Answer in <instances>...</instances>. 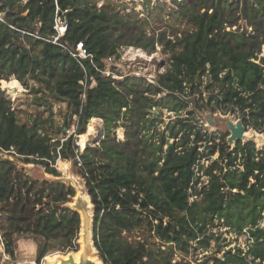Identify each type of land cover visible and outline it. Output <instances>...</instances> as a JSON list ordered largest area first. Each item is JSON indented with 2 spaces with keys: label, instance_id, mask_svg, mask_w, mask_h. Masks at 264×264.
Returning <instances> with one entry per match:
<instances>
[{
  "label": "trees",
  "instance_id": "16d2710c",
  "mask_svg": "<svg viewBox=\"0 0 264 264\" xmlns=\"http://www.w3.org/2000/svg\"><path fill=\"white\" fill-rule=\"evenodd\" d=\"M1 1L10 12L7 24L0 23V82L8 77L25 82L47 78L48 86L72 103V114L78 118L76 135L85 134L93 119H101L106 132L105 140L87 146L83 154L75 140L62 144L44 140L42 126L20 125L0 84V243L6 254L15 259L17 236L44 241L39 263L53 251L79 252L81 217L67 207L76 190L61 182L34 179L17 161L42 166L54 177L61 176L53 167L59 159L73 162L94 205V243L104 264H190L173 263L174 248L188 256L191 242L200 236L201 247H209L215 235H207V226L215 217L225 218L239 231L257 225L264 207V149L238 142L230 151L228 134L220 143L206 137L197 117L234 113L237 108L244 125L264 135V0H189V5L175 1L176 15L192 29L176 34L174 40L163 35L158 40L170 54V67L158 76V86L132 78L114 85L97 71L108 57L120 58L123 46L150 52L156 48L155 39L146 40L143 31L134 33L130 15L121 14L113 1L102 6L96 0ZM59 18L68 25L60 44L71 47L83 42L92 55L83 60L85 69L52 43ZM242 20L253 29L250 34L228 30ZM131 30L126 39L125 32ZM80 82H87L86 90ZM12 83L20 88L18 82ZM188 91L199 98L194 99V110L186 98ZM205 93H209L206 102ZM157 108L177 114L187 111L189 117L156 133L153 129L161 117L151 111ZM124 118L148 132L150 142L157 141L148 140L142 147L133 144L138 149L134 155L124 148L126 141L120 148L111 145L112 130ZM206 145L205 156L218 153L220 162L207 171L209 188L198 189L200 179L194 181L193 167L202 156L199 149ZM192 188L202 200L190 204ZM250 232L256 241L252 255L264 258V229ZM125 233L137 234L136 241L125 240ZM167 245L170 251H163L161 246ZM211 261L246 263L231 254L225 260L213 256L204 264Z\"/></svg>",
  "mask_w": 264,
  "mask_h": 264
},
{
  "label": "rangeland",
  "instance_id": "374dc122",
  "mask_svg": "<svg viewBox=\"0 0 264 264\" xmlns=\"http://www.w3.org/2000/svg\"><path fill=\"white\" fill-rule=\"evenodd\" d=\"M107 1H113L117 6V10L121 12L123 15H130L132 21L131 24L134 25V33H138L143 31V37L152 41L155 39L157 41V45L160 46V51L158 52L161 57H163L167 62H170V54L169 52H165L164 47L158 41L163 35L165 40L175 39L176 34H183V32L190 31L191 25L189 22L176 15L178 11L177 2H184V4L189 5V0H96L99 6L104 5ZM233 15V14H232ZM229 31H235L238 35H241L244 30L248 31L250 34L252 32L251 26L247 25L246 21H240L238 25L233 28H229ZM133 30L126 31V39L130 38ZM132 47V46H127ZM126 46L121 47V49L127 48ZM140 48L141 47H135ZM124 53V52H123ZM264 54V46L263 52ZM263 56V55H262ZM168 69V66L165 67V70ZM13 81L18 82L20 88L12 83ZM142 83V82H141ZM1 91L5 94L7 100L11 101L12 110H15L17 113V118L20 125H26L30 128L36 127L37 125L42 126L43 129L41 131L42 139L47 140L49 142L56 143L60 141V143H64L68 139L78 140L77 144L83 146L85 144H89L91 146L99 145L101 141L106 139V132L104 122L101 119H93L89 123L87 128V132L84 135L78 136L75 134L77 131L78 118L77 116H73V106L72 103L58 96L54 90H52L48 86V79L42 78V82L34 80L32 78L27 79V81H21L16 77H8L0 82ZM143 84V83H142ZM145 85V84H143ZM13 89H16L14 91ZM189 93V91H188ZM187 100L190 101L191 110H194L195 101L198 95L194 96L192 94H188ZM205 101H207L209 97V93H205L203 95ZM155 112L157 116L161 117L160 124L158 123L153 131L156 133H160L163 130L166 122L170 118V114L167 110L161 111V109L152 110ZM162 113V114H161ZM196 113H199L196 111ZM209 115V113H208ZM215 118L220 117H228L229 113L215 114ZM223 119V118H222ZM163 122V123H161ZM43 123V124H42ZM123 123H126L128 126H124ZM200 124V123H199ZM128 128V129H127ZM216 128L218 129V137L221 139L223 135L228 134L227 129L225 128V124H217ZM140 131V132H139ZM127 132L129 134L127 135ZM250 135L259 134L264 138L263 134L258 133L257 131L250 129L247 131ZM246 133V134H247ZM152 134V133H150ZM230 135V134H228ZM247 136V135H246ZM77 138V139H76ZM249 138V139H248ZM52 139V140H50ZM148 132L145 130H140L137 125H135L134 121H126L125 118L122 119L120 123L116 125L112 130L111 134V145L121 147V143L126 141L127 145L124 148L127 149V152L131 155L136 154L138 151L137 148L134 149L133 144H137V147L144 146L148 140ZM250 136H247L243 141V144L248 142L255 143L258 149H264V142L258 144L255 140ZM157 140H152L151 143H155ZM182 141H180L181 143ZM228 149L234 150L236 145H230L228 143ZM166 149V148H165ZM177 152L180 151V148H177ZM208 151V150H206ZM209 152V151H208ZM145 152H143L144 154ZM142 154V153H141ZM214 162L219 161V154L215 153L213 155ZM14 160V159H13ZM16 160V159H15ZM17 164L20 168H24L25 172L32 178L37 179L39 181H49V182H61L68 186L73 187L76 190V197L73 199L71 203L68 204L72 209H79L85 204L89 205L90 197L88 195V191L86 188V184L84 179L77 173V168L74 166L72 161H62L58 160L53 167L57 169V171L61 174L60 177H54L49 175L46 172V168L42 166H36L33 164L25 165L20 161H17ZM63 165H66L65 169ZM235 192V191H234ZM92 218L95 212L93 206H90ZM80 210V209H79ZM78 211V210H77ZM92 223V222H91ZM223 241L215 242L213 241L209 247L203 246L198 247L197 250L192 249L188 256L184 255L181 251L178 252L174 256L173 263L180 262L182 260L188 261L190 264H204L205 260H210L213 256H217L218 254H224V252H229V250L237 251L236 245H241L242 248L245 246V235L235 231L230 228H223ZM82 231V225L80 234ZM94 227L91 226V239L92 244H94ZM141 235H147V232L140 231ZM137 234H124L125 240L129 242L136 241ZM82 238L79 235V241ZM78 241V242H79ZM44 245V241L41 238L31 237V236H17L16 237V254L15 259L13 260L8 254L5 253L4 245L0 243V264H49V260L54 258L55 256H67L70 253H63L61 251H53L46 258H44L40 263L38 261V252L41 246ZM164 250H169V246L163 247ZM82 250V247L79 245V251ZM222 250L221 252H218ZM79 253V252H77ZM97 260H99L102 264V260L100 258L99 253L96 256ZM208 264H213L211 261Z\"/></svg>",
  "mask_w": 264,
  "mask_h": 264
},
{
  "label": "built area",
  "instance_id": "2783aa9c",
  "mask_svg": "<svg viewBox=\"0 0 264 264\" xmlns=\"http://www.w3.org/2000/svg\"><path fill=\"white\" fill-rule=\"evenodd\" d=\"M23 1L25 2L26 0H23ZM9 12H10V9L8 7H6V5L4 4L3 1L0 0V23L7 24V16L9 14ZM10 27L12 29H15L12 26H10ZM67 29H68L67 21L65 19H60V18L57 19L55 22V25H54V30L56 31V36L53 38L52 43L62 47L65 51H67L70 54V56L72 58H74L75 60H77L81 64L83 69H85L84 65L82 63L83 60H86L88 58L92 59L93 57H92V55H90L88 53V50L86 49L84 43L78 42L71 47L68 45L60 44V40H61V38H63L66 35ZM171 40H173V39H171ZM155 47L156 48H155L154 52H150V50H146L143 48H141V49L135 48L133 46L127 47L125 49L120 50V58H117L116 56L108 57L107 59H105L103 61V63H104L103 68H99L96 66L95 67H96L97 71L100 72L103 76L112 79L114 81V83H113L114 85H116L115 84L116 82H121L127 78H132V79H137V80L141 81L146 86H158V76L161 74H164L167 71V70H165L166 66H168V69H169L170 62H167V60H165L163 57H161V55L158 53L160 51V46L155 44ZM80 84L86 90L87 82H80ZM89 84L91 87L95 86L94 80L93 81H92V79H91V81L89 80ZM85 97L86 96L84 93L82 95V98L84 99ZM160 97L161 96H158L156 99H159ZM151 114L153 116L159 117L155 114L154 111H151ZM169 114H170V118L166 122V125L164 126L163 130H165L166 126H168L169 124L170 125L175 124V122L179 118L186 119L189 117L187 111L180 112L179 114H177L175 112H169ZM213 115L215 116V114H213ZM229 115L230 116H228V117L222 116L223 120L230 119L235 125L238 122H242L244 124V122L240 116V112L237 108H236L234 113L230 112ZM207 117H208V112L207 113H200L198 115L197 120L200 123L199 129L201 130V132L206 137L207 136L208 137H215L216 142L220 143L221 139L218 137V134H219L218 129L216 127H212L208 123ZM245 128L247 131L249 130L248 127L245 126ZM250 129H252V128H250ZM86 132H87V130H86ZM76 133H77V131H76ZM82 135H84V134H82ZM78 136H81V135H77V137ZM229 136L230 135H228V137L226 138L227 144H228ZM75 141H76V145L79 148V153H81V154H83L85 152L87 146L90 145V143H89V144H85L83 146H80V144H77L78 140H75ZM169 143L170 144L174 143V140L170 139ZM207 145H211V143H209ZM207 145L203 146L199 149L202 156H199L197 163L193 167L194 181H197L200 179V183L197 185L198 189H201L203 186H205L207 188H209V186H210V176L207 174V171H210L211 167L214 165V161H213L214 158H213V155L212 156H205L206 154H208V151H205ZM165 148H167V146H165ZM6 154H7L6 152H3L2 156L7 158ZM77 159L80 162V159L78 157H77ZM240 169L243 170V167H240ZM251 182L254 183V180L251 179ZM193 185H194V183H192V186ZM263 191H264V189H263ZM228 192H230V190H228ZM237 192L238 191L235 190V193H237ZM189 193L191 195L190 204H192L194 201H201L202 200V198L194 192L193 188L190 189ZM164 224L167 225V222L164 221ZM223 228H225V230H226V228L234 229L235 231H238L239 233L243 232V234L245 235L244 240H245L246 244H245L244 248H242L241 245H236V247H238L236 252H235V250H236V248H235L234 250H229L228 253L224 252V254L221 255L222 250H220L221 253L217 255V257L219 259L225 260V256L231 254V255H238L241 258H244L245 262H246L245 264H264V258L256 257V256L252 255V253H251V248L256 243V241L250 232V230L254 231L257 228L264 229V207L260 213V217L257 220V225H255V226L247 225V227H245L242 231H239L238 228L233 226V225H229L227 223V221L225 220V218L215 217L212 221H210L208 223V226H207V230H208L207 235L208 236H211L212 234L215 235V238H213V240L211 241V244L213 241H215V242L223 241V237H224L223 232H228V231H223L224 230ZM217 239H219V240H217ZM202 240H203V237L200 236L198 239L191 242L190 252L192 249L197 250L198 247L201 246L200 242ZM167 246H170V245H167ZM167 246H161V249L163 251H167V250H164V248H163V247H167ZM174 251H175L174 256L178 252L180 253V251H178L176 249V247L174 248Z\"/></svg>",
  "mask_w": 264,
  "mask_h": 264
},
{
  "label": "water",
  "instance_id": "95a60500",
  "mask_svg": "<svg viewBox=\"0 0 264 264\" xmlns=\"http://www.w3.org/2000/svg\"><path fill=\"white\" fill-rule=\"evenodd\" d=\"M208 123L212 126V127H216L217 124H222L224 123L225 124V128L227 129V132H229L230 136L228 138V143L230 145H236L238 142H241L243 141L248 135L246 134L247 133V130L244 126V124L242 122H238L236 125L230 120V119H227V120H223L222 117L220 118H215V116L213 114H209L208 117ZM247 135V136H246ZM90 202L89 205L85 204L84 206L80 207L79 209L75 210V209H72L71 207H69L67 205V207L71 208L72 210H75L76 212L79 213L80 217H81V222H82V219H85V221H87L89 219V212H91V207L90 206H93L94 208V205L91 201V198L90 200L88 201ZM94 216L93 215V218H92V215H91V225L94 227ZM82 225V224H81ZM82 230L84 231H81V238L82 240L78 242V244L82 247V250H80V260L79 262H76L75 258H74V252H70V254H68L67 256H58V257H62L64 259H61V264H100L99 262L95 261L92 259V256L94 254H96L95 252L97 251L96 249V246H95V243L92 244V239H91V229L90 230H86V227L84 229V227H82ZM98 253V251H97ZM6 264H10V263H6ZM104 264V263H103Z\"/></svg>",
  "mask_w": 264,
  "mask_h": 264
},
{
  "label": "bare ground",
  "instance_id": "6f19581e",
  "mask_svg": "<svg viewBox=\"0 0 264 264\" xmlns=\"http://www.w3.org/2000/svg\"><path fill=\"white\" fill-rule=\"evenodd\" d=\"M14 91H16V89H13ZM247 135L248 136H250V137H252L258 144H261L262 142H264V138H262V136H260L259 134H255V135H250L249 133H247ZM249 139V138H248ZM253 140V141H254ZM63 167L65 168V169H67L66 168V165H63ZM91 212H89V219L87 220V221H85V219H82V222H81V224H82V227H84V229H85V227H86V230H90L91 229V223H90V221H91ZM82 231H84V230H82ZM81 252V251H80ZM80 252L79 253H75L74 254V258H75V260H76V262H79V260H80ZM96 254H94L93 256H92V259L93 260H95V261H97V262H99L100 264H102L99 260H97V258H96V256H97V251L95 252ZM61 259H64V258H60V257H57V256H55L54 258H52L51 260H49V261H47V262H49V264H61Z\"/></svg>",
  "mask_w": 264,
  "mask_h": 264
},
{
  "label": "clouds",
  "instance_id": "9594fccd",
  "mask_svg": "<svg viewBox=\"0 0 264 264\" xmlns=\"http://www.w3.org/2000/svg\"><path fill=\"white\" fill-rule=\"evenodd\" d=\"M210 114H212V113H210Z\"/></svg>",
  "mask_w": 264,
  "mask_h": 264
}]
</instances>
